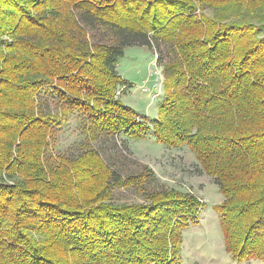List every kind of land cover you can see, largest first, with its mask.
<instances>
[{
	"label": "trees",
	"instance_id": "trees-1",
	"mask_svg": "<svg viewBox=\"0 0 264 264\" xmlns=\"http://www.w3.org/2000/svg\"><path fill=\"white\" fill-rule=\"evenodd\" d=\"M198 4L236 12L216 18L197 14ZM262 9L264 0H0V264H47L38 244L82 240L88 223L83 216L78 224L77 214L113 199L112 186L122 182L110 169L91 191V174L80 177L90 169L86 155L47 167L54 116L41 101L44 88L59 93L56 104L65 108L89 112L93 99L95 125L130 137L150 130L168 147L188 145L224 195L218 210L227 250L238 261L264 257V23L248 19ZM100 28L110 42L91 39ZM163 43L172 56H156L166 90L159 118L149 130L135 128L134 109L115 99L132 86L118 63L128 46ZM103 99L113 106L100 109ZM112 107L130 117L117 118ZM6 175L16 176L15 185ZM186 205L158 203L182 229L194 213ZM160 253L147 254L154 263L173 261Z\"/></svg>",
	"mask_w": 264,
	"mask_h": 264
},
{
	"label": "rangeland",
	"instance_id": "rangeland-1",
	"mask_svg": "<svg viewBox=\"0 0 264 264\" xmlns=\"http://www.w3.org/2000/svg\"><path fill=\"white\" fill-rule=\"evenodd\" d=\"M202 7L204 5L198 4L197 14L204 11L216 18H223L232 10L233 15L236 12L235 7L226 9L227 13ZM248 14V19L252 17L253 22L264 23V9ZM103 31L100 28L90 32L91 39L110 42V35ZM152 49L138 45L126 47L118 70L132 86L128 91L119 88L115 97L134 109L135 113L130 114L136 122L135 128L147 127L148 130L150 121L158 120L160 105L166 95L164 84L160 89L155 85L157 73L161 72L165 80L162 67L156 64V56L159 54L164 61L172 56L164 43L160 48L156 47L157 50ZM143 88L148 91L144 92ZM51 91L52 88H44L41 94V101L47 100L54 116L43 155L47 167L58 159L79 163L75 157L86 155L90 169L87 166L89 172L83 171L80 177L92 175L91 191L98 190L106 175L109 177L110 169L121 175L122 182L112 186L113 199L91 205L90 214H77L79 217L75 221L78 224L83 222V216L88 223L83 234L85 240H74L70 242L73 243L71 246L65 243L67 240L58 238L61 242L48 249L39 243L38 256L42 255L43 261L47 264H119L120 261V264H264V257L238 261L227 250L223 220L218 210L224 195L213 179L200 171L198 159L188 145L168 147L150 130L149 134L130 137L121 129H112L111 125H95L96 117L91 112L99 108L95 107L93 99L90 104L88 99L86 101L88 110L91 109L89 112L80 107L70 109L62 104L57 106L59 98L55 96L60 97V94ZM110 102L101 100L100 105L104 107L100 109L113 106ZM109 112L119 119L130 117L115 107ZM5 180L15 185L16 176L6 175ZM84 184L87 183L84 181ZM171 201H185L187 208L194 212L185 217H189V224L184 229L178 227L170 209L158 207V203L168 205ZM91 214L98 219L97 227H91ZM29 223L34 225L35 222ZM100 233L104 234L102 239ZM245 233L242 229V237ZM53 240L57 239L53 238L51 242ZM151 250L161 252L159 255L174 262L154 263L155 256L147 254ZM176 259L179 260L177 263Z\"/></svg>",
	"mask_w": 264,
	"mask_h": 264
},
{
	"label": "built area",
	"instance_id": "built-area-1",
	"mask_svg": "<svg viewBox=\"0 0 264 264\" xmlns=\"http://www.w3.org/2000/svg\"><path fill=\"white\" fill-rule=\"evenodd\" d=\"M157 64V63H156ZM157 76H158V78H157V80H156V83H155V85H156V87L158 88V89H160L162 86H163V84H164V79H163V75H162V73L160 72V73H157ZM143 91L145 92V91H148V89L147 88H143Z\"/></svg>",
	"mask_w": 264,
	"mask_h": 264
},
{
	"label": "crops",
	"instance_id": "crops-1",
	"mask_svg": "<svg viewBox=\"0 0 264 264\" xmlns=\"http://www.w3.org/2000/svg\"><path fill=\"white\" fill-rule=\"evenodd\" d=\"M150 133H152L153 134V131H150ZM148 134H149V132H148ZM153 136H154V134H153ZM155 137V136H154Z\"/></svg>",
	"mask_w": 264,
	"mask_h": 264
}]
</instances>
